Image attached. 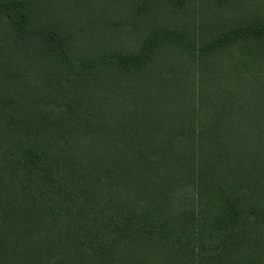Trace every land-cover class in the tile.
I'll return each mask as SVG.
<instances>
[{
    "label": "trees",
    "instance_id": "trees-1",
    "mask_svg": "<svg viewBox=\"0 0 264 264\" xmlns=\"http://www.w3.org/2000/svg\"><path fill=\"white\" fill-rule=\"evenodd\" d=\"M0 264H264V0H0Z\"/></svg>",
    "mask_w": 264,
    "mask_h": 264
}]
</instances>
